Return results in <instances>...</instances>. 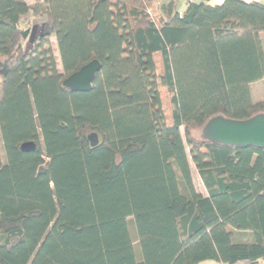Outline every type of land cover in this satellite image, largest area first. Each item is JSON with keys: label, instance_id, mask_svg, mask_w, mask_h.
<instances>
[{"label": "trees", "instance_id": "16d2710c", "mask_svg": "<svg viewBox=\"0 0 264 264\" xmlns=\"http://www.w3.org/2000/svg\"><path fill=\"white\" fill-rule=\"evenodd\" d=\"M210 1L0 0V264L264 260V148L194 136L264 113V4ZM94 59L89 91L63 85Z\"/></svg>", "mask_w": 264, "mask_h": 264}, {"label": "water", "instance_id": "95a60500", "mask_svg": "<svg viewBox=\"0 0 264 264\" xmlns=\"http://www.w3.org/2000/svg\"><path fill=\"white\" fill-rule=\"evenodd\" d=\"M28 34L29 30H26L23 36L27 37ZM100 68V61L94 59L66 77L63 85L73 91H89ZM201 132V136L211 142L235 147L264 148V113L242 120L216 115L205 123ZM89 139L93 146L98 144L96 133H91ZM36 147L34 141H26L21 145L25 152L34 151Z\"/></svg>", "mask_w": 264, "mask_h": 264}, {"label": "rangeland", "instance_id": "374dc122", "mask_svg": "<svg viewBox=\"0 0 264 264\" xmlns=\"http://www.w3.org/2000/svg\"><path fill=\"white\" fill-rule=\"evenodd\" d=\"M29 4H34L35 2H37L38 0H26ZM42 1V0H39ZM167 0H162V2H166ZM187 1V0H186ZM180 3V4H179ZM185 4V0H178V3L176 5V8L178 9L181 5ZM180 5V6H179ZM22 28L26 31L29 30V36L26 42V49L25 50H29L32 48L33 45V40L35 39V37L40 36L41 34L47 32L48 30V23L45 21L44 17H28L24 20V22L22 23ZM53 44V49L55 50V54L57 56L58 52L56 51V44H55V39H52ZM157 62H158V66H159V73H162V61H161V57L160 55L157 57ZM59 62V67L61 68V64L60 61ZM161 93H162V98L164 100V109L166 110L167 114L171 117L172 116V105H171V100H170V94L168 92V90L165 87H161ZM253 94H254V98L256 100H264V84L263 82H259L253 85ZM171 122V120H170ZM201 130H195L194 131V136L196 138H201ZM1 159L5 160L6 158V154H5V150L3 145H1ZM192 171H193V179H194V183L195 186L197 188L198 191H201L203 193H206V189L203 186V183L201 181V178L197 172V170L195 169V167L192 164ZM129 229L132 235H134L136 233L135 230V225H134V221L132 218H130L129 221ZM135 237V236H134ZM138 252L140 251L139 248H137Z\"/></svg>", "mask_w": 264, "mask_h": 264}, {"label": "crops", "instance_id": "0c3cea01", "mask_svg": "<svg viewBox=\"0 0 264 264\" xmlns=\"http://www.w3.org/2000/svg\"><path fill=\"white\" fill-rule=\"evenodd\" d=\"M178 1V0H177ZM223 1L224 0H211L209 3L211 4V5H220V4H222L223 3ZM245 1H247V2H252V1H254V2H258V3H262V4H264V0H245ZM178 3V2H177ZM180 4V3H179ZM180 6V5H179ZM186 3L184 4V5H181L178 9H179V11L182 13L184 10H185V8H186ZM259 82H261V81H258V82H256V83H259ZM256 83H253L252 85H251V88H252V93H253V85L254 84H256ZM254 95V94H253ZM249 239H251V236H249ZM251 241V240H250ZM247 262H242V263H240V264H246ZM205 264H214V263H205Z\"/></svg>", "mask_w": 264, "mask_h": 264}, {"label": "built area", "instance_id": "2783aa9c", "mask_svg": "<svg viewBox=\"0 0 264 264\" xmlns=\"http://www.w3.org/2000/svg\"><path fill=\"white\" fill-rule=\"evenodd\" d=\"M187 1H190V2H191V1H194V0H187ZM246 264H250V263L247 262ZM257 264H264V260L260 261V262L257 263Z\"/></svg>", "mask_w": 264, "mask_h": 264}]
</instances>
